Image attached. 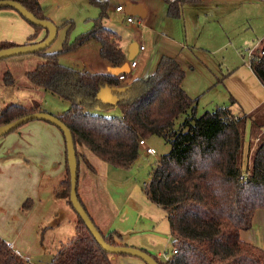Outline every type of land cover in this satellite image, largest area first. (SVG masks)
Listing matches in <instances>:
<instances>
[{
    "label": "trees",
    "instance_id": "1",
    "mask_svg": "<svg viewBox=\"0 0 264 264\" xmlns=\"http://www.w3.org/2000/svg\"><path fill=\"white\" fill-rule=\"evenodd\" d=\"M15 1L36 17L47 19L40 0ZM164 1L167 15L179 17L182 6L196 0ZM89 2L101 9L92 28L77 35L73 42L67 36L59 51L36 52L44 61L26 72L34 86L68 102L67 109L58 117L72 132L78 173L80 161L89 162L77 143L112 166L129 169L139 156L140 139L146 141L152 135L163 137L170 149L152 168L145 192L166 211L173 249L177 251L166 261L154 258L160 264H264V249L241 237L242 231L253 227L256 210L264 209V135L259 131L264 130V108L256 116L262 119L261 123L250 115L236 116L229 107H217L196 116V100L183 87L185 69L167 55L160 57L151 75L134 78L128 85H123L124 80L114 74L81 71L60 63V53L90 39L100 42V55L104 59L112 64L124 61L121 36L102 22L108 16V2ZM250 67L264 86V39L252 51ZM4 82L14 84L9 71ZM106 87L117 96L116 103H104L98 98L100 90ZM98 105L103 108L118 105L120 114L107 116L92 112ZM35 111H39L36 105L9 104L0 110V126ZM180 116L184 119L177 127ZM249 118L252 130L246 152L244 133ZM70 189L66 152V174L57 195L72 207ZM79 200L107 243L125 245L120 241L121 234L101 230L80 197ZM29 207V202L24 203L23 208ZM0 264L31 263L16 254L0 236ZM51 264H113V261L112 254L97 243L77 215L75 233L61 243Z\"/></svg>",
    "mask_w": 264,
    "mask_h": 264
},
{
    "label": "crops",
    "instance_id": "2",
    "mask_svg": "<svg viewBox=\"0 0 264 264\" xmlns=\"http://www.w3.org/2000/svg\"><path fill=\"white\" fill-rule=\"evenodd\" d=\"M102 1L108 2L107 10L110 9V6L112 9L118 5L124 6V3L125 6L127 3L139 4L143 14L139 21L142 27H146L149 22L163 20L168 16L167 4L164 0ZM115 1L119 2L115 5ZM235 8L248 10V12L253 11L254 18L258 21L262 20L264 23V0H196L184 4L181 8V14L185 21V42L182 43V47L184 49L186 46L192 47V50L195 48L203 51L205 48L209 50L214 33L217 31L215 23L226 20L231 15V10ZM42 12L47 19L50 18V13L45 12L44 9ZM186 13H188L187 16ZM107 14H109L108 11ZM106 21L103 25L120 35L115 28L107 26ZM189 27L193 30L190 38L188 37L190 35ZM202 27L204 29H201ZM204 33H206L205 36H203ZM46 36V29L33 26L16 10L12 8L0 9V48L37 43ZM121 38L123 37L121 36ZM202 38H206L203 44L201 43ZM258 43L260 44V42ZM258 43L257 46H259ZM136 44H140L136 38H131L126 45L125 41L121 39L120 45L125 58L120 64H112L104 59L100 55V42L95 39H90L69 52L60 53L58 61L77 70L93 73H111L120 67L126 70L124 73L130 76L133 74L130 80L132 81L137 77L145 78L138 73L140 64L138 58L143 57L145 49L139 53ZM130 49L135 53L134 58H137V65L133 69H130L129 66L131 62L128 59ZM55 51H59V49L47 52ZM162 55L175 58L185 68L184 60L181 57L166 50L161 53L157 63ZM110 93L115 96L112 90ZM36 106L39 107V110H46L56 116L67 108L65 104L57 105L55 103L49 107L41 104ZM149 144V139H146V145L140 146V149L145 150ZM81 152L86 153L85 151ZM86 156L89 163L80 161L77 191L94 217L96 224L106 233L114 231L121 234V243L143 249L157 258H162L173 247L174 240L170 233L166 211L150 200L138 183L133 170L117 168L103 160L102 163L98 160L94 162L96 160H92L87 153ZM81 162L84 167L81 166ZM96 165H99L100 169H96ZM65 174V139L55 125L43 120H32L0 137V236L31 264L36 263L32 261L30 253L25 251L23 242L19 241L22 233L27 235L29 232H33V226L36 227L35 232H39L38 228L44 226L43 228L50 229L46 232L58 234L53 255L61 243L67 241L75 233L77 215L67 200L57 195L60 190L59 182L61 183ZM25 198L33 199L32 204L30 202V207L24 208L26 211L25 224L23 223L15 229L9 216L12 209L15 211L19 209ZM12 199H16L17 203L14 201L13 206H9ZM39 207H43L44 211L36 218L35 222L26 227L33 211ZM49 209L51 213L48 214ZM262 221H264V213H259L257 209L253 217V227L241 232V237L264 248ZM44 231L45 229H43ZM46 232L43 234L45 235ZM112 261L113 264H146L142 259L132 255H112Z\"/></svg>",
    "mask_w": 264,
    "mask_h": 264
},
{
    "label": "rangeland",
    "instance_id": "3",
    "mask_svg": "<svg viewBox=\"0 0 264 264\" xmlns=\"http://www.w3.org/2000/svg\"><path fill=\"white\" fill-rule=\"evenodd\" d=\"M118 2L115 1V5ZM40 3L41 8L50 13L49 19L59 27L57 38L47 51L60 50L67 36L68 40L73 42L77 35L90 30L94 19L101 12V9L92 5L89 0H40ZM107 11L109 14L103 19V24L109 18L106 25L115 28L120 33L125 45L131 38H136L140 42L139 45L144 46V55L141 59L138 58L139 75L145 78L151 75L155 71L159 56L166 50L184 60L186 75L183 86L188 95L196 100V116L199 117L217 107H229L234 115H250L261 123L262 119L256 116H260L263 112L264 107L261 106L264 103V86L254 75L250 67V60L252 51L258 47L257 43L264 39V23L262 20L258 21L254 18L253 11L248 12V10L235 8L231 10V15L226 20L216 22L217 31L214 33L209 50L205 48L204 51L198 48L192 50V47L188 46L185 49L182 47V43L185 42V21L182 14L179 17L166 16L163 20L149 22L146 27H142L139 15H130L135 20L132 23L127 21L128 14L125 9L117 11L116 8L112 9L110 6ZM192 31L189 27V38ZM205 35L206 33L203 34V36ZM205 40L206 38H202L201 43L203 44ZM135 59L137 60V58ZM43 61L44 58L37 53H26L0 59V110L9 104H21L27 107L41 104L49 107L55 103L57 105L65 104L68 107L67 101L43 88L34 86L27 79L26 72L33 70L38 63ZM8 71L14 78L13 85H7L4 82V75ZM132 76L133 74L128 75L121 83L128 85L131 83ZM91 110L107 116L120 114L118 105L109 108L98 105ZM183 119L184 116H180L176 120L177 127ZM251 130L252 123L249 118L246 120L244 133V150L246 152L251 140ZM259 131L264 135V130ZM148 139L149 146L155 148L156 154L149 155L145 150L140 149L138 158L129 168L135 172L136 179L144 191L152 168L155 167L161 155L170 149L169 143L163 137L152 135ZM252 143L253 148L257 141ZM77 148L80 151H85L92 160H96L94 162L98 160L102 163V160L91 154L82 144L77 143ZM249 156L250 153L248 160H250ZM81 166L84 167L83 162H81ZM96 167V169H100L99 165ZM30 200L25 198L19 209L16 211L12 209L9 219L15 225V229L23 223L25 224L26 211H24L23 204L24 202L32 204L33 199L30 198ZM14 201L17 203L16 199H12L9 206H13ZM43 211V207L35 209L26 227L35 222ZM258 212L264 213V209H258ZM49 213H51L50 209ZM261 223L264 228V221ZM43 227L40 226L39 232H35L36 227L33 226V232H29L27 235L22 233L19 241L23 242L25 251L30 253L33 262L51 264L52 253L59 236L53 232H46L50 229ZM43 229H45V235ZM172 251L173 247L159 259L166 261V256L170 258Z\"/></svg>",
    "mask_w": 264,
    "mask_h": 264
},
{
    "label": "water",
    "instance_id": "4",
    "mask_svg": "<svg viewBox=\"0 0 264 264\" xmlns=\"http://www.w3.org/2000/svg\"><path fill=\"white\" fill-rule=\"evenodd\" d=\"M0 7H9L16 10L23 18H25L29 23L42 27L47 30V36L40 42L31 43V44H23V45H15L4 47L0 49V59L15 56L26 53H36L42 50L47 49L57 38L58 35V26L55 25L53 21L50 19H40L36 17L32 12H30L27 8H25L20 2L15 0H0ZM142 7L139 4H131L127 3L125 6V11L128 15H139L142 16L141 12ZM138 45V44H136ZM135 56V53L132 49L129 50L128 59L132 60ZM120 72H126V70L121 69L120 67L114 69L111 74H118ZM111 88H103L98 93V98L104 103L114 104L117 101V96H113L110 93ZM32 120H43L55 125L62 132L65 144H66V152H67V161L70 171L71 178V189H70V202L73 210L76 214L82 219L85 223L86 227L93 235L94 239L97 243L105 249L107 252L112 255L116 254H124V255H132L142 259L146 264H160L152 254L149 252L139 249L132 246L127 245H111L107 243L102 237L99 230L94 225L93 221L89 217L88 213L84 209L82 203L79 200L78 192H77V182H78V160L77 153L74 144V139L72 136V132L70 129L60 120L58 116L53 113H50L46 110H39L32 112L30 114L24 115L16 120H13L9 123L0 126V137L4 136L14 129L18 128L24 123H27Z\"/></svg>",
    "mask_w": 264,
    "mask_h": 264
},
{
    "label": "built area",
    "instance_id": "5",
    "mask_svg": "<svg viewBox=\"0 0 264 264\" xmlns=\"http://www.w3.org/2000/svg\"><path fill=\"white\" fill-rule=\"evenodd\" d=\"M123 9H124V6L123 5L116 6V10L117 11H122ZM127 21L128 22H134L135 20L132 17L128 16L127 17ZM138 48H139V51L140 52L144 50V46L143 45H139ZM136 64H137V60L131 61L130 68L131 69L135 68ZM126 76H127L126 74L120 73V74H118V79L119 80H124L126 78ZM139 145L140 146L146 145V141L144 139H140L139 140ZM145 151H146L147 154H151V155L156 154L155 148H153L151 146H148V145L145 147ZM176 251H177L176 249H173L172 253H175ZM15 252H16V254H18L19 256H21V253L18 250H15ZM166 258H167V260L169 259L168 256H166Z\"/></svg>",
    "mask_w": 264,
    "mask_h": 264
},
{
    "label": "bare ground",
    "instance_id": "6",
    "mask_svg": "<svg viewBox=\"0 0 264 264\" xmlns=\"http://www.w3.org/2000/svg\"><path fill=\"white\" fill-rule=\"evenodd\" d=\"M128 16H130V15H128ZM127 16V17H128ZM131 17V16H130ZM133 18V17H132ZM59 29V28H58ZM137 47H139V45L137 46ZM48 49V48H47ZM145 49V48H144ZM144 51V50H143ZM138 52L140 53V51H139V48H138ZM142 52V51H141ZM133 60H136L135 58L134 59H132V60H130V61H133ZM131 63V62H130ZM137 65V64H136ZM130 66V65H129ZM136 67V66H135ZM128 69H129V67H128ZM131 69V68H130ZM120 73H124V72H120ZM120 73H118V74H120ZM111 74V73H110ZM118 74H114L115 76H117V78H118ZM124 74H126L127 76H128V74L127 73H124ZM127 76H126V78H127ZM125 78V79H126ZM124 79V80H125Z\"/></svg>",
    "mask_w": 264,
    "mask_h": 264
}]
</instances>
